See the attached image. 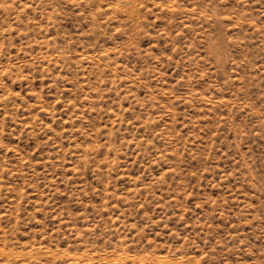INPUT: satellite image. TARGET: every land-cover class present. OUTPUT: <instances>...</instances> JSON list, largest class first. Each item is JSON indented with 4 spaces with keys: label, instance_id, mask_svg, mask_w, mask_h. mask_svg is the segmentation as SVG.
Here are the masks:
<instances>
[{
    "label": "rangeland",
    "instance_id": "obj_1",
    "mask_svg": "<svg viewBox=\"0 0 264 264\" xmlns=\"http://www.w3.org/2000/svg\"><path fill=\"white\" fill-rule=\"evenodd\" d=\"M0 264H264V0H0Z\"/></svg>",
    "mask_w": 264,
    "mask_h": 264
}]
</instances>
